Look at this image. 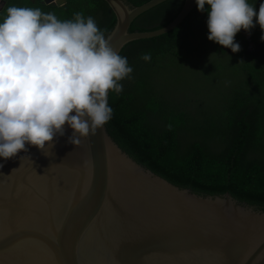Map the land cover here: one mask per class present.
Segmentation results:
<instances>
[{
	"label": "water",
	"instance_id": "obj_1",
	"mask_svg": "<svg viewBox=\"0 0 264 264\" xmlns=\"http://www.w3.org/2000/svg\"><path fill=\"white\" fill-rule=\"evenodd\" d=\"M104 1L116 16L105 38L118 54L173 31L197 7L185 0L167 26L131 32L135 19L168 0ZM71 135L65 125L49 156L26 145L0 158V264H264V209L169 182L122 149L106 124L78 146Z\"/></svg>",
	"mask_w": 264,
	"mask_h": 264
},
{
	"label": "trees",
	"instance_id": "obj_2",
	"mask_svg": "<svg viewBox=\"0 0 264 264\" xmlns=\"http://www.w3.org/2000/svg\"><path fill=\"white\" fill-rule=\"evenodd\" d=\"M151 0H128L141 6ZM257 11L264 0H248ZM185 0H168L139 16L131 32H147L170 24ZM9 6L39 8L61 20H71L82 12L91 16L105 37L116 23V16L104 0H67L63 6L42 0H7L0 9V22ZM207 8L197 7L173 31L160 37L130 43L120 54L133 69L120 81L123 91H110L112 118L106 124L115 141L139 163L169 182L205 195L230 193L240 201L264 209V61L247 58V40L241 31L235 36L240 51L228 53L209 41ZM255 23V21H254ZM253 40L264 41L257 24L250 30ZM145 53L151 60L141 59ZM224 55L241 63L246 76L240 86L218 91L219 108L189 109L173 102L158 88L156 76L171 70H184L204 78L216 77L225 69ZM214 59L212 65L207 63ZM171 80L178 82L176 77Z\"/></svg>",
	"mask_w": 264,
	"mask_h": 264
},
{
	"label": "clouds",
	"instance_id": "obj_3",
	"mask_svg": "<svg viewBox=\"0 0 264 264\" xmlns=\"http://www.w3.org/2000/svg\"><path fill=\"white\" fill-rule=\"evenodd\" d=\"M195 3L200 12L208 6L207 39L233 53L241 30L258 24L264 33V2L258 11L248 0ZM109 39L82 12L61 21L39 8L7 7L0 22V158L27 152L26 145L49 156L65 125L72 130L68 143L78 146L110 121L108 93L120 94L133 69ZM141 59L149 62L151 54Z\"/></svg>",
	"mask_w": 264,
	"mask_h": 264
},
{
	"label": "rangeland",
	"instance_id": "obj_4",
	"mask_svg": "<svg viewBox=\"0 0 264 264\" xmlns=\"http://www.w3.org/2000/svg\"><path fill=\"white\" fill-rule=\"evenodd\" d=\"M225 59V69L216 72L214 78H204L194 75L187 70H178L173 72L168 70L155 80L157 88L170 100L177 103L186 104L189 109L205 110L219 108L223 104L217 99L218 91H229L240 86L246 76L242 72L241 63L234 60L229 55L223 56ZM214 59H210L208 66L212 65ZM176 77L178 82L171 80Z\"/></svg>",
	"mask_w": 264,
	"mask_h": 264
},
{
	"label": "flooded vegetation",
	"instance_id": "obj_5",
	"mask_svg": "<svg viewBox=\"0 0 264 264\" xmlns=\"http://www.w3.org/2000/svg\"><path fill=\"white\" fill-rule=\"evenodd\" d=\"M257 6L259 7V5L257 4ZM0 7H3L2 4H0ZM250 33V32H249ZM246 38V37H245ZM247 40V47H246V50L245 51H242L243 54L251 59V60H254L255 63H259V62H263L264 61V56L261 54V51H262V46L261 44H257L253 38H252V35H251V40ZM253 43V46L250 48V43ZM227 50L228 53H231L232 51H229L228 49L229 48H225Z\"/></svg>",
	"mask_w": 264,
	"mask_h": 264
}]
</instances>
